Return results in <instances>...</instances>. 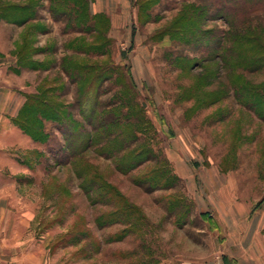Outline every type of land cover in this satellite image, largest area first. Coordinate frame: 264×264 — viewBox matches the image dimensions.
I'll list each match as a JSON object with an SVG mask.
<instances>
[{
  "label": "rangeland",
  "instance_id": "rangeland-1",
  "mask_svg": "<svg viewBox=\"0 0 264 264\" xmlns=\"http://www.w3.org/2000/svg\"><path fill=\"white\" fill-rule=\"evenodd\" d=\"M190 1L150 0L140 8L137 0H124L125 6L116 0L119 7L110 14L122 19L111 32L108 57L100 46L97 55L83 58L97 62L88 75H99L98 101L130 114L128 126L113 127L130 133L116 155H109L116 137L107 138L105 129L84 121L75 102L78 86L67 75H60L65 86L59 109L92 135L87 147L69 162L63 159L65 138L56 121L41 119V139L18 125L26 144L13 171L0 174V194L9 196L0 203V262L186 264L191 244L196 249L212 240V221L200 217V207H206L197 203L202 170L231 176L237 195L264 196V118L256 112L264 113V103L238 97L244 93L234 88L263 82L264 69L251 72L210 60L203 48L187 44L176 26ZM51 5L39 0L34 11L25 12L33 20L23 30L36 25L30 32L35 62L43 51L59 54L70 37L62 33L63 21L52 19ZM197 27L202 46L212 33L223 38L227 30L221 18H201ZM220 52L214 50L213 57ZM52 57L45 59L47 67L54 64ZM117 164L127 170L121 172ZM14 226L31 230L33 245L27 251L6 245Z\"/></svg>",
  "mask_w": 264,
  "mask_h": 264
},
{
  "label": "trees",
  "instance_id": "trees-1",
  "mask_svg": "<svg viewBox=\"0 0 264 264\" xmlns=\"http://www.w3.org/2000/svg\"><path fill=\"white\" fill-rule=\"evenodd\" d=\"M145 1L150 0H137L140 8L144 6ZM89 2L90 0H50L52 5L49 6V12L53 20L64 22L65 32H80L79 35H75L65 42L64 46L71 49L72 53H67L62 57L60 67L69 81L78 86L75 102L81 109L80 114L84 121L96 130L104 131L105 129L109 133L106 134L107 138L116 137L114 147L111 148L109 154L114 156L119 149L125 147L124 138L126 136L129 138L130 133L125 129L114 130L113 127L128 126L130 114L123 113L120 108H113L99 102L101 88L98 83L99 75L95 74L89 78V71L98 65L97 62H85L83 58L89 53L97 55L100 46L105 47L104 50H101V54L107 58L112 41L108 35L110 29L108 16L103 12L91 14ZM38 3L39 0H26L23 3L0 0V18L25 25L33 20V14L25 12L34 11L38 7ZM201 18L223 19L227 24L224 37L218 38L214 33L210 35L209 31L205 34L210 35L207 43L202 46L200 31L197 27ZM178 21L181 24L176 26V32L182 36L185 35L186 40L184 41L187 44L191 43L193 48H203V51L209 54L210 60L220 58L226 65L231 63L233 67H247L249 70L252 69L251 72L264 69V0H191L184 4ZM34 27L36 25L32 24L23 30L21 40L14 50L15 56H17L16 62L21 67L32 68L42 65L35 62L32 56L36 48L32 46L33 35L30 32ZM99 36H101V41H99ZM225 42L228 44L223 47ZM214 50L221 52L213 57ZM80 53L83 54L79 55ZM84 80L86 84L82 86ZM64 86L65 83L57 77L44 83L36 94L28 96L14 121L22 130H28L33 138L38 139H41L39 137L43 133L41 119L51 118L56 121L65 138L66 153L63 159L70 162L87 147V144L92 140V135L87 133L78 124V121L61 113L59 108L62 105L63 92L60 90ZM234 88H237V93H244L239 94L238 97L246 95L245 97L254 98L258 102L264 103V81L258 84L248 81L244 84H236ZM256 110L257 114L264 118V113L260 109ZM117 169L121 172L127 170L120 164H117ZM172 179L171 177L170 180ZM204 214L206 212L200 214L202 219ZM132 218L139 220L136 213H133ZM141 227L137 229L139 233Z\"/></svg>",
  "mask_w": 264,
  "mask_h": 264
},
{
  "label": "crops",
  "instance_id": "crops-1",
  "mask_svg": "<svg viewBox=\"0 0 264 264\" xmlns=\"http://www.w3.org/2000/svg\"><path fill=\"white\" fill-rule=\"evenodd\" d=\"M116 0H90L89 11L91 14L103 12L110 21L108 35L112 37L115 22L122 19L117 14L111 15L110 11L119 7ZM123 5L124 0H117ZM122 7V6H120ZM113 12V11H112ZM64 24V22H63ZM13 27H18L14 32ZM64 27V26H63ZM23 26L8 22L0 18V174L9 170L13 171L18 151L22 149L27 136L14 121L28 96L36 94L44 83L60 75L65 76L61 69V59L67 53H72L64 44L67 40L79 35L80 32H65L70 35L59 46L60 52H53V57L48 51L35 55L41 66L25 68L16 62L14 50L21 40ZM134 38V35H131ZM46 43V42H44ZM42 42H36L43 45ZM49 43L45 45L49 47ZM80 53L79 55H82ZM87 56V55H86ZM39 57V58H38ZM52 57L54 64L51 67L44 65L45 59ZM56 57L57 61L54 59ZM202 185L200 186L199 215L211 220L213 231H210L212 240L206 246L191 244V261L186 264H264V196L258 200L243 195H237V182L229 175L219 174L215 168L202 170ZM3 190H1L2 192ZM8 195L0 194V203L8 200ZM211 207L212 211L208 210ZM201 216V215H200ZM27 217V218H26ZM25 219H31L28 214ZM9 232V241L6 245L11 250H28L33 241L28 239L30 229L23 226H14ZM205 246V247H204ZM194 250L197 252L195 253ZM199 251V252H198ZM17 261V260H16ZM24 262H0V264H23ZM25 264H42V262H25Z\"/></svg>",
  "mask_w": 264,
  "mask_h": 264
}]
</instances>
